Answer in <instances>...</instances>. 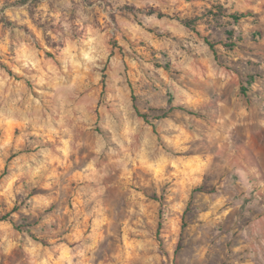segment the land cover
<instances>
[{
  "label": "rangeland",
  "instance_id": "1",
  "mask_svg": "<svg viewBox=\"0 0 264 264\" xmlns=\"http://www.w3.org/2000/svg\"><path fill=\"white\" fill-rule=\"evenodd\" d=\"M15 1L0 264H264V0Z\"/></svg>",
  "mask_w": 264,
  "mask_h": 264
},
{
  "label": "trees",
  "instance_id": "2",
  "mask_svg": "<svg viewBox=\"0 0 264 264\" xmlns=\"http://www.w3.org/2000/svg\"><path fill=\"white\" fill-rule=\"evenodd\" d=\"M30 0H16L15 2H14V4L15 5H25V4H27L28 2H29ZM39 0H32V4H36L37 2H38ZM123 9L125 10V11H127V12H129V13H135V12H146V14L147 15H153V14H156V16L158 17V18H162V17H164L160 12H157V11H155V10H151V9H149V10H147V11H145V10H138V9H136V8H134V7H130V6H125V7H123ZM229 19H230V23L233 25V26H237L239 23H240V21L242 20V19H248V18H252L253 20H251L252 22H250V23H252V24H256V22H253V21H255V19H254V15L252 14V13H243V14H235V13H233V14H229ZM2 21H3V23L5 24V25H10V26H15L16 24L15 23H13V22H10V21H8V20H6V18L5 17H3L2 18ZM178 21H180L185 27H187V28H189V29H191V30H193V31H195L194 30V28H191L192 26H191V22L190 21H185V20H181V19H178ZM226 34H227V37H229V39L230 38H234V30H229V31H227L226 32ZM259 36H260V34L258 33V32H252L251 33V38H254V39H257V38H259ZM238 41L239 40H242L241 38H236ZM205 41V43L208 45V47H209V49H210V51L212 52V54H213V57H214V60L215 61H217V63H219V64H221V62H220V60H219V56H218V53H217V49H216V47H215V45L213 44V43H211L210 41H208V40H204ZM236 44H233V45H231V47H234ZM225 47H230V46H225ZM222 65V64H221ZM253 77L252 76H250L249 78H248V84H250V83H252V81H253ZM244 91V90H243ZM181 110L182 111H186V112H188L189 114H192V115H196L194 112H192V110H188V109H186V108H181ZM143 118H145L144 116H143ZM7 219H9V216L8 215H5V216H0V221H6ZM160 225L161 224H159V227H160ZM25 227H27V228H29V227H31L29 224H26L25 225Z\"/></svg>",
  "mask_w": 264,
  "mask_h": 264
}]
</instances>
